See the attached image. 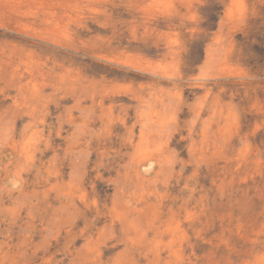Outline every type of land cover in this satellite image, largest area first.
Returning <instances> with one entry per match:
<instances>
[{"label":"rangeland","instance_id":"rangeland-1","mask_svg":"<svg viewBox=\"0 0 264 264\" xmlns=\"http://www.w3.org/2000/svg\"><path fill=\"white\" fill-rule=\"evenodd\" d=\"M0 150V264H264V0H0Z\"/></svg>","mask_w":264,"mask_h":264},{"label":"bare ground","instance_id":"bare-ground-1","mask_svg":"<svg viewBox=\"0 0 264 264\" xmlns=\"http://www.w3.org/2000/svg\"><path fill=\"white\" fill-rule=\"evenodd\" d=\"M81 93H82V92H81ZM79 97H80V95H79ZM29 122H30V121H29ZM147 123H148V122H147ZM149 126H150V125H149ZM34 127H35V126H34ZM28 128H29V127H28ZM0 151H1V150H0ZM15 152H16V151H15ZM141 158H142V157H141ZM138 161H139V160H138ZM148 161H149V160H148ZM148 161H147V162H148ZM138 163H139V162H138ZM148 163H150V162H148ZM141 164H144V163H141ZM152 164H153V163H152ZM144 165H145V164H144ZM144 165H143V166H144ZM150 165H151V164H150ZM136 166H137V165H136ZM143 166H142V167H143ZM145 166H146V165H145ZM147 166H148V165H147ZM151 166H152V165H151ZM151 166H150L149 168H151ZM144 168H146V167H144ZM138 170H139V169H138ZM138 170H137V168H136V171H138ZM145 171H146V170H145ZM146 172L148 173V171H146ZM142 174H143V173H142ZM137 175H139V174L137 173ZM20 177H21V176H20ZM142 177H145V176L142 175L141 178H142ZM154 182H155V181H154ZM134 187H135V186H134ZM147 213H148V212H147ZM128 245H129V244H128ZM179 252H180V251H179Z\"/></svg>","mask_w":264,"mask_h":264}]
</instances>
